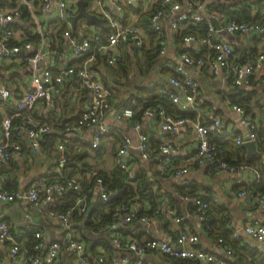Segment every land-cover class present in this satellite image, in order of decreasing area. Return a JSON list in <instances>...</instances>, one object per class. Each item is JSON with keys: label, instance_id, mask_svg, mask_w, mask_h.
<instances>
[{"label": "built area", "instance_id": "built-area-1", "mask_svg": "<svg viewBox=\"0 0 264 264\" xmlns=\"http://www.w3.org/2000/svg\"><path fill=\"white\" fill-rule=\"evenodd\" d=\"M37 6H32L31 0H0V74H8L25 65L30 70L26 86L15 94L0 80V170L11 158L21 153V140L26 138L34 151H40L41 138L52 130V119L61 116L59 106L64 87L71 84L72 95L83 92L89 94L85 107L80 110L73 121L64 123L65 136L80 137L83 129L98 126L89 141L80 137L79 141L89 147H97L101 136L106 132L102 121L108 112H112L113 93L102 81L96 70L98 56L110 66H117L128 53L135 51L142 60L143 51L153 42L156 55H161L167 46V35L164 23L172 37L179 38L177 63L171 65L170 73L162 75L164 81L158 85V92L169 99L180 111L198 110L201 107L199 83L188 73L186 67L204 68L211 75L224 73L234 86H245L252 80L264 75V50L240 58L234 45L229 43L222 34L264 36V1L259 4L251 0H242L249 7L247 19H237L230 14L239 0H212L218 7L207 9L205 0H86V10L100 18L101 24L87 23L84 20L79 35L73 32V16L79 9V0H36ZM135 7L134 12L129 7ZM262 6V9L259 7ZM32 7V8H31ZM27 8V19L21 14ZM230 8V10H229ZM129 11V13H127ZM50 14V15H48ZM127 16V18H126ZM57 19L62 30L63 47L61 51L52 48V37L46 20ZM217 21L218 26L214 22ZM21 20V21H20ZM28 22L27 24L24 23ZM204 23L203 31L198 26ZM106 25L104 34L97 27ZM192 25L194 32H184ZM37 34L34 44L32 35ZM134 54V53H133ZM135 55V54H134ZM52 57V58H50ZM263 73V74H262ZM233 109L240 114V122L246 129V137L234 133L235 142L241 144L247 140L255 141L258 124L250 119L244 109L233 104ZM8 109H12L11 114ZM114 117L130 120L133 110L124 105L114 109ZM143 114L155 117L156 123L164 131H175L188 122L183 115L168 112L162 105L148 106ZM17 121H13L14 119ZM195 148L181 165H176L172 153L175 144L165 140L152 148L147 134L140 132L137 136L136 148L143 159L160 155L163 169L174 176H181L188 171L191 164H211L215 173L223 170L229 172L242 169L243 164H229L219 155L221 148L209 139L208 134L223 133V121L219 115H212L205 120L193 123ZM138 123L133 127L137 128ZM130 139L124 136L115 155V162L125 170L126 177L131 178L133 169L126 153ZM57 163L61 167L67 160L69 149L65 141L56 144ZM222 152V151H221ZM260 160L264 164V141L260 148ZM61 171V170H60ZM95 177V185L103 200L110 191L96 171L90 173ZM255 181H259V173H255ZM5 173L0 171V178L5 179ZM80 191V182L74 175L59 174L53 180L34 178L23 187L8 188L0 185V201L15 202L25 200L31 207L40 208L49 204L54 195L64 191ZM232 197L247 196L253 204L264 213V191H256L252 186L231 188ZM86 197L85 193L77 196L76 204ZM193 204V213L203 230L207 225L202 223L207 212V202L199 194L185 196ZM164 209L156 207L150 212H139L136 202L125 201L118 205L112 213V221L103 224L99 230L114 228L116 222H147L158 216ZM79 211L87 215L86 204ZM172 213L171 209L167 210ZM73 209L62 212H49L51 220L63 230V240L47 242L45 235L39 229L34 230L36 241L27 246V237L22 229L12 227L0 219V243L5 245L4 254L0 255V264H57L62 254L73 256V264H89L85 256L84 243L74 234L70 218ZM180 222V217H175ZM242 230L264 248V223L252 221L245 223ZM234 236L236 231L232 232ZM111 241L117 249L128 247L134 257L130 260L126 255H111L110 264H143L142 254L159 252L172 259H188L201 264H230L232 250L228 245H222L221 238L217 239L222 250L221 256L203 250L196 246L199 234L179 228L171 241L157 238H147L142 242H128L121 238L118 232H113ZM101 258L95 261L99 264ZM252 264H260L253 262Z\"/></svg>", "mask_w": 264, "mask_h": 264}, {"label": "crops", "instance_id": "crops-1", "mask_svg": "<svg viewBox=\"0 0 264 264\" xmlns=\"http://www.w3.org/2000/svg\"><path fill=\"white\" fill-rule=\"evenodd\" d=\"M240 4L242 0H239ZM256 2L255 4L262 3L264 0H251ZM207 9L216 8L219 4L212 0H205ZM32 6H37L36 0H31ZM243 4V3H242ZM32 8V7H31ZM249 9V8H248ZM262 9V6L259 7ZM245 11V10H244ZM250 11V10H249ZM50 15V14H48ZM21 21V20H20ZM53 19L48 18L46 20L47 26H49L50 33L54 32L52 26ZM24 23V22H23ZM28 23V22H27ZM26 22L24 24H27ZM164 29L167 35V46L165 51L156 56V61L153 63L152 68L148 73L140 72L138 68L131 62L127 64L128 76H121L117 72V66L110 67V71L106 74L104 65H98L97 69H101L104 75H107L109 81L115 84L117 91L112 89L113 93V107L114 109L120 106L122 97L128 96L136 92V86L141 84L147 85H159L163 83L164 79L162 75H165L166 69L175 63H177L178 49L180 46L167 27V22L164 23ZM222 36L229 43L234 45L236 53L242 54L240 58H245L246 55L255 53L257 50H264V36L253 37L247 35H235V34H222ZM130 54L131 61L135 60V55ZM127 54V55H128ZM52 58V57H50ZM188 73L199 83V99L201 101V107L198 110H186L180 111L181 113H173L175 115H183L188 118L186 124L181 125L175 131H164L159 128L156 123L155 117L140 114L134 120H122L114 117V109L112 112H108L102 126L106 128V132L103 136V151L99 155L94 153L87 159L92 166V169L103 170L107 173H111L114 165V154L116 155L117 147L120 144L121 139L127 136L130 139V146L127 148L126 156L132 165V169L138 171L140 169L147 173V177L154 190H158L160 196L156 199L154 206L161 207L163 212L158 216L152 217L147 222H124L119 219L116 222L114 228H107L104 230L94 229L91 227L99 219L98 216L91 218L92 224H87L88 212L92 209L93 203L98 197V190L96 185H93L92 193L80 203L86 204L87 215L77 211L73 217L70 218V225L79 240L84 243L85 250L88 254L94 252L95 254L106 255V257L113 255H126L128 258L133 259L134 255L128 247H122L117 249L111 241V235L113 232H118L121 238L128 242H142L147 238H157L162 240L171 241L173 235L179 228H187L190 231L199 234V240L196 244L197 247L212 252L217 256H221V249L218 246L217 240L214 234H207L202 229L193 213V204L191 200L185 196L190 194H205L213 197V199L222 203L227 210V223L226 228L230 231H236L237 235L233 233L228 236L231 242L226 241L238 253H243L242 257L247 260H259L257 255L264 256V248L262 244L254 240L251 236L246 234L242 227L245 223L252 221H258L264 223V213L253 204L251 199L247 196L232 197L229 194L231 188H240L245 185L252 186L255 181V165L249 163L243 164L242 169L235 171L223 170L219 173H215L211 164H191L188 167V171L181 176H174L171 173H167L163 169V165L160 161V155H153L149 159H143L136 148L137 136L140 132L146 133L148 142L152 148H156L159 143L165 140H171L175 144V150L172 153L174 162L176 165L184 163L187 156L195 148V138L193 134V123L199 120H205L212 115H219L223 121V133L241 134L246 137V129L240 122V114L232 107L233 104L240 105L245 114L252 120H255L258 124L257 137L255 139V154L260 155V148L262 145L261 136L264 137V75L252 80L255 81V86L245 85L239 88L251 89L254 91L252 95L251 104L247 110L241 105L242 96L235 86L232 84L230 78L226 77L224 73L211 75L204 68H196L194 66L186 67ZM263 74V73H262ZM103 81V80H102ZM238 88V89H239ZM146 96V95H144ZM139 97V95H138ZM89 98V94L83 92L77 96L72 95L71 84L67 83L64 87L63 93L59 98V106L64 112L63 118L68 121H73L78 116L80 110H82ZM145 98H142V102H145ZM140 106L137 107L139 109ZM136 110H133V115ZM67 121V122H68ZM134 123H138L137 128L133 127ZM98 126L94 125L83 129L80 133V137L89 141V138ZM261 132L258 135V133ZM58 134V130L53 129L47 133L54 135ZM56 135V134H55ZM51 136V135H48ZM234 136V135H233ZM44 137V136H43ZM41 138L40 151H34L26 138L22 139L21 153L16 157H13L7 163H5L1 170L5 173V179L0 178V185H5L8 188L23 187L34 178H54L60 173V167L57 163V147L56 144L62 140L61 137L52 139V147L47 144L50 139ZM67 137V136H64ZM79 144L81 143L79 138ZM258 137H260L258 139ZM85 145V144H83ZM87 146V145H86ZM245 149V156H247V149ZM73 150V148H72ZM254 155V154H253ZM251 155V156H253ZM235 160V157L233 158ZM241 163V164H242ZM247 164V165H246ZM0 170V171H1ZM90 173H86V182H90ZM260 177V175H259ZM161 187V188H159ZM171 192L172 203L168 204L166 195ZM138 207L142 210H147L151 205L150 199H142L137 201ZM20 206L23 210H33L35 207H31L25 200H18L15 202H3L0 201V219L6 220L12 227H30L34 230L39 229L45 235L47 242L56 240L62 242L63 230L62 228L49 217L47 207H40L38 216L41 217L46 225L32 224L33 215H22ZM48 206V204H47ZM39 208V207H38ZM171 209L172 213L167 210ZM100 215V214H99ZM95 217V218H94ZM175 217H180L181 221L176 222ZM22 229V228H21ZM231 246V248H232ZM6 248L5 245L0 243V255L4 254ZM143 264H201L193 260L182 261V259H172L165 254L159 252H148L141 256ZM234 264H243L245 260L243 258L234 257ZM233 258V259H234ZM109 259V258H108ZM258 259V260H257ZM73 256L70 254H62L57 264H73ZM264 264V263H262Z\"/></svg>", "mask_w": 264, "mask_h": 264}, {"label": "trees", "instance_id": "trees-1", "mask_svg": "<svg viewBox=\"0 0 264 264\" xmlns=\"http://www.w3.org/2000/svg\"><path fill=\"white\" fill-rule=\"evenodd\" d=\"M37 3V1H36ZM248 5L240 4V1H237L235 4V8L233 11H230V14L234 16L237 19H247L249 17V9ZM129 9L132 11H136L137 8L130 6ZM230 10V8H229ZM245 10V11H244ZM129 13V11L127 12ZM28 16V10L27 8L23 10V13L21 14V17L23 19H27ZM127 18V16H126ZM84 20L82 18H77L74 20V26H73V32L75 35H79V32L82 30V24ZM203 25L204 23H200L198 26L202 28L200 32L203 31ZM53 30L54 32L50 33V36L52 37V48L56 49L57 51H61L63 47V39H62V30L64 29V26L57 20L54 19L52 22ZM97 29L100 31L101 34H104L106 25L97 27ZM195 27L192 25L187 26L186 31L183 30L182 34L184 32H194ZM38 36L37 34L32 35V41L34 44L37 42ZM179 41V38L178 40ZM135 54V60L131 61L130 54L126 55L123 61L118 62L117 64V72L121 76H128V63H133L136 68L140 72L148 73L150 69L152 68L153 63L156 61V46L153 42H151V45L148 49H145L143 51L144 58L141 60L140 57L136 56L135 51H133ZM131 53V54H133ZM133 54V55H134ZM97 64L104 65V68L107 72L110 71V65H108L104 60L103 57L98 56L96 60V68ZM103 80V83L109 88V89H115L117 91V87H115L117 84L116 82L112 83V81L107 78V75H104V72L101 71V69H96ZM171 69H166V72H171ZM30 70L26 68L25 65H21L17 70H14L8 74H0V80L5 83L8 88H10L11 93L15 94L16 92L20 91V89L24 86H26L27 81L29 79ZM255 81L252 83L253 86H255ZM250 83V85H252ZM249 85V86H250ZM240 86H235L237 91L243 95L242 101L240 102L241 105H243L247 110L249 109V106L251 104L252 95L254 94V91L251 89H243L239 88ZM239 88V89H238ZM139 95V97H138ZM146 95V96H144ZM145 98V102H142V98ZM120 105L128 106L132 110H136L134 115H132L131 120H134V118L138 117L140 114L143 113L144 109L148 106H155V105H162L168 112L170 113H181L180 110L166 97H164L162 94L158 92V86L155 85H147V84H141L136 86V92L132 93L128 96L122 97V100L119 103ZM139 109H137V107ZM13 112L12 109H8V113L11 114ZM64 112L61 114V116L56 117L54 114V117L52 119V128L58 130V134L55 133L52 134H44L43 138L50 139V141L47 142L49 147H52V139L54 140L56 137H61L60 140L65 141L66 147L70 150L69 153H67V160L65 163L60 167L61 171L59 174L63 175H74L78 178L80 182V191L77 190H68L64 191L61 194L54 195L53 199L49 202L46 210L48 212H62L66 209L72 208L73 212L71 217H73L75 214H77V211H79V207L83 205V203L76 204L77 196L80 194H86L87 198L92 193L93 185L95 184V177L90 174V182L87 183L85 179L86 173H91V171H96V174L100 175L103 179V183L106 186V188L110 191V194L106 200H103L100 195L98 194V197L93 203L92 209L88 212V220L87 224H92L93 220L91 218L94 216H98L99 218L93 226L94 229L100 228L103 224H108L112 221V213L115 210V208L122 204L125 201L130 202H136L139 200L150 199L151 205L147 210H142V208L139 207V212H150L152 209L156 208L157 206H154L156 204V199L160 196L159 191L156 189H153V185L149 182V179L147 177V173L144 172V170L140 169L138 171H133L132 177L127 178L126 172L124 169H122L116 162H115V154H114V165L112 167L111 173H107L103 170H96L92 169L91 164L88 161V157L91 156L93 153L95 155H99L104 148L103 144V136H101L100 143L97 147H89L88 145L79 144L78 140L73 136H67L64 137L63 133V127L64 123L67 122V119H64L63 116ZM13 121H17L15 118ZM261 132L258 133V135ZM51 135V136H48ZM209 139L212 142H215L217 145L220 146L221 151L219 153L220 156L224 158L229 164L232 165H241L242 162L249 163L250 165H255V170L259 173V181L254 183L252 185L253 189L256 191H264V164L260 160V155L258 153L254 154L253 156L246 157L245 156V149L241 144H237L235 142V138L230 133H219V134H208ZM52 138V139H51ZM260 137H258L259 139ZM262 142L264 141V137L261 136L260 138ZM22 145V140L20 141ZM40 143H44L41 141ZM73 148V150H72ZM235 157V160L233 158ZM12 159V158H11ZM10 159V160H11ZM245 164V163H242ZM247 165V164H246ZM165 171V170H164ZM166 172V171H165ZM59 174L54 178H49L47 180H53L59 177ZM161 188V187H159ZM199 196L204 199L207 202V212L205 215V219L202 223L203 226L207 225L206 233L208 234H214L215 239L221 238L222 245H228L230 248L232 245L227 243L226 241L231 240L228 238L230 234H232V230H228L226 228L227 223V210L226 207L222 203L216 202L211 194H199ZM168 199V200H167ZM166 200L168 204L172 203V195L171 192L166 195ZM80 212V211H79ZM100 214V215H99ZM95 218V217H94ZM23 235L27 237L26 244L27 246L32 245L36 238L33 236L34 229L30 227H21ZM135 242V241H134ZM232 256L243 258V253H238L232 246ZM85 256L89 262V264H95V261L98 260V257L101 258V261H99V264H110V256L106 257V255L101 254H95L94 252L88 254L85 250ZM220 256V255H219ZM259 257L260 264L264 263V256L263 255H257ZM109 258V259H108ZM227 260L230 262V264H234V259ZM245 261L242 262L243 264H252L255 260H247L243 258ZM182 261H188V259H182Z\"/></svg>", "mask_w": 264, "mask_h": 264}, {"label": "water", "instance_id": "water-1", "mask_svg": "<svg viewBox=\"0 0 264 264\" xmlns=\"http://www.w3.org/2000/svg\"><path fill=\"white\" fill-rule=\"evenodd\" d=\"M78 6H79V9L76 12V14L73 16L74 20H76L77 18L83 17L87 23H94L96 25L101 24V20L99 17H97L96 15H94V14H92L86 10V7H85L86 6V0H79ZM214 22L218 26V23L215 19H214ZM241 145L247 149V156H251V155L255 154V152H256L255 141L247 140V141L242 142ZM42 207H44V208L47 207V204H44ZM41 208H36L33 210H26L25 211L20 206H18V209H20L21 214L23 216L26 214H31L34 216L33 217L34 222L32 221V224L46 225V222L41 217L38 216L39 210Z\"/></svg>", "mask_w": 264, "mask_h": 264}]
</instances>
